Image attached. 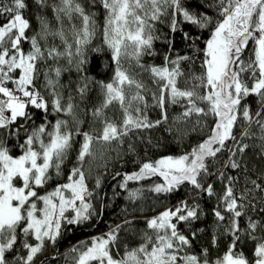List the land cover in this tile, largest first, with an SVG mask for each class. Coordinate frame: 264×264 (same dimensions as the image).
I'll use <instances>...</instances> for the list:
<instances>
[{
	"label": "snow or ice",
	"instance_id": "6c2138e0",
	"mask_svg": "<svg viewBox=\"0 0 264 264\" xmlns=\"http://www.w3.org/2000/svg\"><path fill=\"white\" fill-rule=\"evenodd\" d=\"M177 32L188 54L175 51ZM193 134L203 138L179 154L141 156ZM126 156L138 170L116 172L119 188L158 177L148 191L184 198L143 228L126 208L122 223L61 253L67 226L102 214L96 189ZM142 198L128 190L132 204ZM206 201L213 231L197 249L205 229L191 226ZM61 257L264 264V0H0V264Z\"/></svg>",
	"mask_w": 264,
	"mask_h": 264
},
{
	"label": "trees",
	"instance_id": "16d2710c",
	"mask_svg": "<svg viewBox=\"0 0 264 264\" xmlns=\"http://www.w3.org/2000/svg\"><path fill=\"white\" fill-rule=\"evenodd\" d=\"M198 0H192L195 6ZM35 26V25H34ZM162 30L167 32V29L162 26ZM183 30L187 31L193 35L199 34V30L195 29L193 26L184 25ZM174 40V48L180 54H188L190 49L187 47V42L183 39L182 32H177L171 34ZM208 33L204 32L201 36V40L198 42L200 46L203 47L202 41L207 39ZM156 48L160 55H158L154 63H161L162 55L167 51V45L163 42H157ZM104 60L99 59L93 64L94 73L100 76L104 75L103 67H98V65H103ZM37 123H39V114H37ZM202 136H197L193 134L189 139H187L183 147L177 146L170 140H165L162 146L158 149H150L147 155L144 156L143 149H141V156L144 159H158L162 155H176L179 152L190 149L194 146ZM138 170V164L134 156H126L123 160L117 161L110 169L109 174L104 176L102 179L101 188L96 189L98 193L96 199L92 201L94 207L101 211L102 214L99 217H93L90 221L85 222L80 225L67 226L64 229V235L59 240L56 247L59 248L61 253L67 252L73 245H76L80 241L90 240L94 236H99L106 231H108L109 226L114 227L116 224L122 223L125 218L124 209H129L130 211L134 208L133 216L137 218L138 226L143 228L144 218L156 215L159 211H162L165 207H171L172 205L179 202V200L184 198V191L177 193L175 195L165 198L164 196H157L154 193L148 191V189L154 183L162 182L160 178L153 177L150 180L140 181V182H129L128 190L141 189L143 191V198L132 204L128 199V190L119 188V184L123 180V175L116 177L114 180L112 176L116 172L132 173ZM213 201L202 202V207L209 215L202 217L201 220L196 221L192 224L191 230H198L204 228V232H197V239L193 242L194 246L198 249L200 247L207 246L213 231V217L210 214V209L212 207ZM132 218V217H128ZM186 233L189 231L185 229ZM221 247H224L222 244ZM50 252L52 249L50 248ZM59 264H65L64 259L61 257Z\"/></svg>",
	"mask_w": 264,
	"mask_h": 264
}]
</instances>
